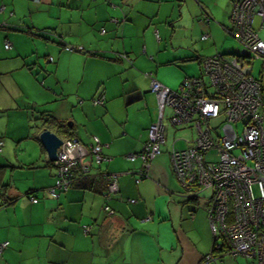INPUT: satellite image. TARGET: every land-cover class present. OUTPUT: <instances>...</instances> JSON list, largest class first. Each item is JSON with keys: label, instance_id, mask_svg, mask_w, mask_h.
<instances>
[{"label": "crops", "instance_id": "0c3cea01", "mask_svg": "<svg viewBox=\"0 0 264 264\" xmlns=\"http://www.w3.org/2000/svg\"><path fill=\"white\" fill-rule=\"evenodd\" d=\"M227 1L0 0V85H5L1 76L24 75L38 97L24 94L15 104L18 96L10 92L0 106V116L5 111V117L21 115L26 121L20 130L0 133V193L13 199L0 207V242L7 241L0 264H252L223 248L212 253L213 262L203 261L213 241L208 202L200 206L203 190L189 196L179 189L168 152L159 149L152 156L146 176L139 175L143 167L138 157L126 158L141 151L147 128L156 120L150 81L176 89L184 77L199 74V60L209 57L200 50L217 31L215 23L204 21L201 9L227 32L234 0ZM194 30L198 39L193 47ZM7 80L9 91L20 85L17 76ZM98 97L101 102L92 103ZM53 102L57 105L51 110ZM40 111L65 124L82 145L97 138L107 160L97 170L114 176L116 185L106 198L110 212L102 210L101 195L87 189L71 187L54 198L48 195L54 171L45 164L37 133L46 128L64 136L54 126L42 125ZM31 120L34 124H27ZM27 138L30 150L16 155L17 145ZM12 154L17 162L10 160ZM30 196L36 202H29ZM84 225L89 226L86 234ZM196 228L193 241L190 234L195 236Z\"/></svg>", "mask_w": 264, "mask_h": 264}, {"label": "built area", "instance_id": "2783aa9c", "mask_svg": "<svg viewBox=\"0 0 264 264\" xmlns=\"http://www.w3.org/2000/svg\"><path fill=\"white\" fill-rule=\"evenodd\" d=\"M254 17L258 19L256 26L252 23ZM229 22L227 33L241 45L237 54L200 59L199 75L184 77L174 90L150 81V91L156 95L158 105L156 120L147 128L141 151L129 153L126 158L138 157L143 167L139 175L146 176L148 161L163 143V108L170 109L171 125L192 120L194 138L185 148L171 146L168 151L172 173L189 196L210 190L205 211L210 234L213 240H219L213 252L223 248L229 255L240 254L253 264H264V35L257 34L264 30V0H234ZM3 47L8 48L9 43L4 41ZM251 59L262 62L256 77L251 75ZM100 102L98 97L92 103ZM218 116L222 120L216 132L208 120ZM211 148L215 150V160L207 161L205 155ZM87 157L95 163L106 161L95 136L86 146L75 137L61 138L52 162L55 180L47 192L54 197L55 190L65 191L71 170L87 171ZM107 190L115 192L114 176ZM29 200L36 201L33 197ZM6 246L7 241H1L0 252ZM214 258L209 252L203 261Z\"/></svg>", "mask_w": 264, "mask_h": 264}, {"label": "rangeland", "instance_id": "374dc122", "mask_svg": "<svg viewBox=\"0 0 264 264\" xmlns=\"http://www.w3.org/2000/svg\"><path fill=\"white\" fill-rule=\"evenodd\" d=\"M208 1H210L211 4H214L215 2H217V4L223 2V5H228L229 4L227 0H208ZM17 9L19 11L23 10V8H17ZM217 9H218V7H217V5H215L214 6L215 14H217ZM209 17H210L209 22L211 24L215 23L217 25V31L218 32L216 31L213 34L210 33L212 35L213 42L209 43L207 46L203 47V49L201 48L200 51L203 52L202 55L210 56V55L221 54L222 56L231 57L233 54H237L240 51V49H241V45L239 44V42L236 39H234L233 37H231L225 31V29H223V27H221V25L216 23V22H219V21L215 20L216 18H213L211 16H209ZM228 23H229V21L227 19V24ZM252 23H253L254 26H256L258 24V19L256 17H254ZM221 24L226 25L225 23H222V22H221ZM196 31L194 30L192 32V34H191V36H192L191 43L195 39L196 40L198 39V36L195 33ZM175 34H177V32ZM257 34H258V36H263L264 35V30H258ZM0 43H1V41H0ZM196 44L197 43H192L191 46L194 47ZM3 61H9V60H3ZM250 63H251V75L253 77H256L258 75V71H259V69H260V67L262 65V62H261L260 59H251ZM190 64H192L194 66L193 71L197 72L196 71V64L194 62H192ZM14 75H15V77L17 76V79H18L20 85H19V87L16 88V90L14 88H12V86H11V91H9V81L7 79H11V78H15V77L14 76L10 77L8 75L1 76V80H5V85L4 86L0 85V106L3 105V98H6L10 92H12L13 94L18 96L16 101H12V102H15V104H19L21 102L20 99H21V97L24 94L29 95L31 98H38L37 95L32 90L33 87L30 84V80L31 79L27 78L24 75L23 76L22 75H17L16 73ZM176 87H177V85H176ZM171 89H174V88H171ZM55 105H57L55 102L49 103L48 107L52 110ZM39 109H41V108H39ZM5 114H6V112L3 111L2 114H1L2 116H0V133L3 132V131L13 132L14 129L20 130L23 121L26 122L24 120L23 116H21V115H19V116L16 115L15 117H13V116L5 117L4 116ZM35 114L36 113H34V115ZM163 114L164 115L162 117V125L164 127V131H163L164 139H163V144L159 147V149L161 150L162 153L169 151L172 141H175V148H176V146L181 147L183 145H186V142H190L194 138V136H195L194 131H192V129L190 127H187L186 124L185 125H180V126H175V125H171L169 123V121H168V119L170 117V109L169 108L165 107L163 109ZM221 120H222L221 116H218L216 118H211V119L208 120V125H209L210 128H212L216 132H218V128H219V125L221 123ZM66 122H68V121H66ZM191 122H192V120L188 123V125H191ZM27 124H34V123L31 120V121H28ZM262 128H263V132H264V119H263V122H262ZM212 135H213V133H212ZM3 139H4L5 142L10 140V138H8V137L3 138ZM0 141L2 142L1 139H0ZM29 141H30V139L27 138V139L21 141L17 145V147L15 149L16 155L24 156V154H26L28 152V150H30V148L28 147ZM2 144H3V142H2ZM214 153H215V150L213 148L209 149L206 152V155H205L206 160L207 161L215 160ZM14 156L15 155L12 154L10 156V160L13 161V162H17L18 156L17 157H14ZM0 157H1V154H0ZM21 183H22V181L19 180L18 177H16L15 184L20 185ZM177 185H178L179 189L182 190V188L178 184V182H177ZM252 191H253V194H255L256 191H255L254 187H252ZM209 193H210L209 189H204L202 192H199L198 197H201L200 200H202L200 202L198 201L200 203V206L203 205V201L208 202L207 199L206 200H203V199L205 197L209 196ZM204 204H205V202H204ZM203 207H204V205H203ZM189 212L190 211H188L187 213L191 214ZM177 217H178V215H177ZM187 223H188V221H187ZM196 224H197V218H195L193 220V225L196 226ZM178 228L179 227H176L177 230H178ZM193 232H194L195 236L190 234V237L194 241L196 239V234H198V229L197 228L194 229ZM218 242H219V240H218ZM209 262H213V260H210Z\"/></svg>", "mask_w": 264, "mask_h": 264}, {"label": "trees", "instance_id": "16d2710c", "mask_svg": "<svg viewBox=\"0 0 264 264\" xmlns=\"http://www.w3.org/2000/svg\"><path fill=\"white\" fill-rule=\"evenodd\" d=\"M201 13L204 14L205 11L201 9ZM203 19H204V21L208 22L210 17L205 13L203 15ZM66 47H70V46L64 45L63 49L70 50V51L73 50V49L76 50L75 48H72V47H70L71 49H66ZM218 55H221V54H218ZM199 63H200V60H199ZM199 73H200V66H199ZM37 119L42 122V125L43 124H49V125L54 126L55 129L59 131L60 136L61 135L64 136V137H61V138H72L73 137L72 135H70L68 133L69 132L68 131V127H66L65 124L56 121L53 116L49 115L45 111H40L39 113L37 112ZM56 135L59 136L58 134H56ZM86 145H84V146H86ZM84 160L88 163L87 171H85V172L80 171L79 168H75V169L71 170V173H72L71 180L68 183L65 191L68 188L73 187V188H77V189H87L89 191L97 193V194L101 195V197L103 198L102 210L105 213L106 212H110L111 210L109 209V207L105 203H106V198H108L110 195L113 194V192H109L107 190V185H108L109 179H111V176L108 173H106V172L104 173L102 171L100 172V170L99 171L97 170V169H99L98 166H99V164L102 161L99 162V163H95L89 157L85 158ZM45 164H46L47 167L52 168L53 171H55V168L53 167L52 162L47 160L45 162ZM3 167L4 166H0V174H1V171H2ZM0 179H1V177H0ZM54 180H55V175L53 177V183H54ZM53 183H52L51 186H53ZM3 186L4 185H1V181H0V187L3 188ZM48 188H46V189H48ZM55 192H56V196H57L58 192L56 190H55ZM60 192H64V191H60ZM109 193H111V194L109 195ZM48 195L50 197H53L49 193H48ZM56 196H54V197H56ZM30 197H32V196H30ZM12 200H13L12 198L4 197V195L0 193V207H3L5 205L10 204ZM29 202H30V200H29ZM31 203H34V202H31ZM103 207H106V210H104ZM85 228H86V230H85ZM88 229H89V226H87V225H84V226L81 227V230H82L83 234H86L88 232ZM215 244H216V240H213L209 252L213 253V251H215V249H214V245Z\"/></svg>", "mask_w": 264, "mask_h": 264}, {"label": "water", "instance_id": "95a60500", "mask_svg": "<svg viewBox=\"0 0 264 264\" xmlns=\"http://www.w3.org/2000/svg\"><path fill=\"white\" fill-rule=\"evenodd\" d=\"M37 140L41 145L46 159L53 162L56 159V150L61 144V139L46 128L39 130Z\"/></svg>", "mask_w": 264, "mask_h": 264}, {"label": "clouds", "instance_id": "9594fccd", "mask_svg": "<svg viewBox=\"0 0 264 264\" xmlns=\"http://www.w3.org/2000/svg\"><path fill=\"white\" fill-rule=\"evenodd\" d=\"M61 139V138H60Z\"/></svg>", "mask_w": 264, "mask_h": 264}]
</instances>
